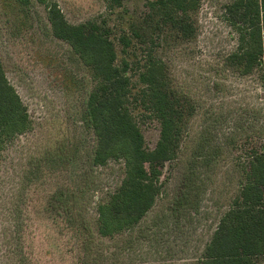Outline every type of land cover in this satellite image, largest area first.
<instances>
[{"label":"rangeland","instance_id":"1","mask_svg":"<svg viewBox=\"0 0 264 264\" xmlns=\"http://www.w3.org/2000/svg\"><path fill=\"white\" fill-rule=\"evenodd\" d=\"M148 1L126 0L111 9L106 0H0V58L31 120L28 131L0 149V264H77L68 252L69 235L44 209L50 193L70 178L71 185L86 192L80 197L94 233L91 250L78 264H190L237 197L245 180L246 150L264 146V70L242 74L230 65L228 57L239 42L226 15L234 0H200L192 16L195 33L184 39L166 29L143 27ZM54 2L72 24L106 23L118 61L129 63L133 93L153 49L152 58L164 62L171 78L173 95L186 96L192 105L187 104L178 155L162 168V190L154 206L138 226L114 237L97 233V206L121 184L125 165L123 160L90 163L95 134L82 119L95 81L71 45L53 35L47 4ZM136 31L147 36H135ZM124 34L132 39L128 47L120 41ZM137 104L134 115L146 146L153 149L159 122ZM202 136L220 154L209 169L200 170L199 210L177 219L168 208ZM55 156L71 160L55 164ZM259 261L264 264V256Z\"/></svg>","mask_w":264,"mask_h":264},{"label":"trees","instance_id":"2","mask_svg":"<svg viewBox=\"0 0 264 264\" xmlns=\"http://www.w3.org/2000/svg\"><path fill=\"white\" fill-rule=\"evenodd\" d=\"M106 1L114 9L122 7L126 0ZM199 4L200 0H149L143 27L151 26L152 31L166 29L189 38L195 33L192 16ZM47 5L53 35L71 45L95 81L82 119L95 134L90 163L98 166L109 160H123L125 165L121 184L97 206V233L104 238L114 237L138 226L154 206L162 190V168L178 155L187 104L191 103L186 96L178 99L173 95L171 78L164 62L152 58L153 49L138 72L139 90L133 93V81L127 72L129 63L118 61L116 44L106 23L90 19L72 24L56 2ZM226 15L239 34L238 47L228 57L230 65L242 74L264 70V0H234L227 6ZM134 34L147 36V32ZM120 41L128 47L132 39L124 34ZM134 102L159 122L160 136L153 149L146 146L133 112ZM30 127L28 109L8 81L0 58V149ZM219 154L220 148L202 136L188 162L180 193L168 208L171 216L181 219L199 210L204 185L200 170L209 169ZM245 154V180L239 184V193L221 216L200 256L190 264H260L259 258L264 256V146L253 145ZM68 160L71 159L55 156L52 162ZM71 183L70 178L57 186L44 209L69 235L68 252L73 253L78 264L91 250L94 233L80 197L86 192Z\"/></svg>","mask_w":264,"mask_h":264}]
</instances>
